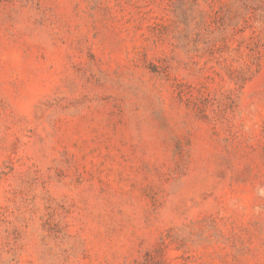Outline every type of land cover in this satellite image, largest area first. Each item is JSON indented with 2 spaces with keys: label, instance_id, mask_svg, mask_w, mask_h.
I'll return each instance as SVG.
<instances>
[{
  "label": "rangeland",
  "instance_id": "obj_1",
  "mask_svg": "<svg viewBox=\"0 0 264 264\" xmlns=\"http://www.w3.org/2000/svg\"><path fill=\"white\" fill-rule=\"evenodd\" d=\"M0 264H264V0H0Z\"/></svg>",
  "mask_w": 264,
  "mask_h": 264
}]
</instances>
